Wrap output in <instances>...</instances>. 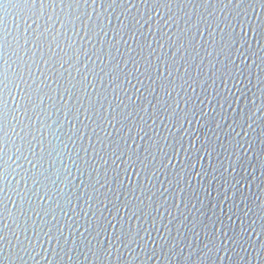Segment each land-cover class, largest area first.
Masks as SVG:
<instances>
[{
	"label": "water",
	"instance_id": "95a60500",
	"mask_svg": "<svg viewBox=\"0 0 264 264\" xmlns=\"http://www.w3.org/2000/svg\"><path fill=\"white\" fill-rule=\"evenodd\" d=\"M225 3L174 0L157 6L152 0L147 4L128 0L126 6L117 4L103 13L97 0L95 7L104 18L99 36L81 41L68 25V36L77 40V48L83 45L90 59L81 51L79 60L73 58L75 67L65 65L69 71L61 69L53 77L62 73L60 83L76 93L71 112L56 93H49L56 97L60 111L49 100L46 112L31 113L34 126L27 140L36 155H24L37 168L22 157L17 160L19 154L9 144L5 159L12 157L9 163L15 171L9 169L12 183L3 194L9 211L0 216V234L7 237L2 242L4 256L16 244L13 231L21 240L25 235L34 240V227L47 232L59 223L69 237L66 247L74 250L69 252L72 260L56 257V264H98L88 251V241L95 249L111 250L110 256L102 254V264H262L264 0H244L240 17L236 3L227 8ZM20 11L17 6L6 9L9 40L16 36L14 22ZM87 11L92 13V7ZM226 17H231L237 33L239 20L244 21L247 43L239 37L230 39L231 27L219 31L229 23ZM48 83L57 86L52 80ZM68 100L64 93L63 101ZM90 103L95 108L85 111ZM101 104L103 115L94 114ZM240 122L245 135L237 127ZM13 142L21 144L19 139ZM117 155L122 159L117 160ZM44 169H49L48 180L40 175ZM66 169L72 172L68 180ZM21 176L30 191H25ZM29 177L42 183L33 184ZM17 187L23 199L13 191ZM46 194V199L39 198ZM125 233L130 235L123 243L115 239ZM210 241L223 244V250L213 248L205 256ZM37 244L33 259L25 257L24 264H47L53 259L44 249L50 250L55 241ZM3 264L20 262L5 259Z\"/></svg>",
	"mask_w": 264,
	"mask_h": 264
},
{
	"label": "snow or ice",
	"instance_id": "6c2138e0",
	"mask_svg": "<svg viewBox=\"0 0 264 264\" xmlns=\"http://www.w3.org/2000/svg\"><path fill=\"white\" fill-rule=\"evenodd\" d=\"M143 2L147 4L149 0H143ZM172 2H174V0H152V3L157 6L161 4L168 6V4ZM180 2L183 3V0H180ZM205 2H207V0H205ZM219 2L225 3V0H219ZM243 2L244 0H226L225 8L236 3L238 9L236 15L240 17L244 15V13L239 11ZM96 3L97 0H91V5L89 4V0H0V216L3 215V212L9 211L5 203V195H3L5 194L6 186L10 187L12 183L8 180L9 169H12V165L9 161L12 160V157L9 156L7 160L5 159L7 152L11 150L9 144L11 143L12 147L16 149V153L19 154L16 157L17 160L22 157L28 161L33 169L37 168V163L28 160V157L24 155L25 152H31L32 155H36L32 141L27 140V136L31 134L30 129L34 126L32 124L31 113L36 110H39L40 113L46 112L47 108L45 106L49 100L53 101L51 107L57 112L60 111V107L55 103L56 97L49 95V93H56L63 102L64 107L69 108V112L76 106L75 103H72V97H74L76 93L60 83L62 73L60 77H56L55 79H53V77L56 73L60 72L61 69L64 72H68L69 67H65V65L75 67V65L72 64L73 58L75 57L79 60V53L84 51L83 45L77 48V40L68 36V25H71V30L74 35L79 37L81 41L99 36L97 29L101 32L104 31L103 14L95 7ZM127 3L128 0H100V8L103 9V13H110L109 10H112L117 4L126 6ZM105 4L108 5L107 8H104ZM81 5L84 6L83 10L80 9ZM10 6H17L21 9L19 20L14 22L16 36L12 37V40L8 39L10 32L6 26V9ZM58 6L60 9L59 11H57ZM74 6L75 10H73ZM89 6L93 9L92 13L87 11ZM65 7L68 9L67 12H65ZM261 7L264 8V3L261 4ZM50 8L51 11H49ZM155 10L154 7L153 11ZM93 13H95V20H93ZM85 17H87V19H85ZM149 18H151L150 14ZM169 19H172V17L170 16ZM225 19L228 20L229 23L225 25V29L219 28V31H227V29L231 27L233 31L227 32L229 38L239 37L241 40H244V37L247 36L244 21L239 20L240 32L237 33L234 30L235 23L231 22V17H226ZM21 21L23 25L22 32ZM120 23L124 27H127V25L123 24V21H120ZM136 23L140 24V21L137 20ZM165 23H167V21H165ZM110 24L111 21H109V25ZM57 25H59V28L56 27ZM141 27H144V25H141ZM81 31L85 33L84 36H80ZM261 31L264 32V25H262ZM105 36H107L106 32ZM61 37H63V39H61ZM21 40H23V43H21ZM244 42L247 43L246 40H244ZM53 44L55 47H53ZM65 57H67V59H65ZM84 57L90 59L87 51H84ZM56 63L60 64L59 69L56 68ZM72 79H76V77H72ZM49 80H52V82L57 85L56 88H53L52 85L48 83ZM70 82L71 81H69V83ZM87 86L88 85L85 84V87ZM73 87H75V85H73ZM45 88L48 89L47 92L44 91ZM14 89L15 91H13ZM137 91H139V89H137ZM64 93H68L69 95V100L67 102L63 101ZM262 95H264V93H262ZM81 99L82 98L78 97L76 103H80ZM9 101H11V103H9ZM37 101H39V103H37ZM97 103H99V101H97ZM94 108L95 104L90 103L89 109L85 111H90ZM76 111L79 112L80 109L76 108ZM94 114L103 115L102 104L101 110ZM88 118L92 119V117ZM105 119H107V117H105ZM25 121H28V123H25ZM93 122L95 123L96 121ZM17 127L20 128L19 132L16 131ZM73 127H75V125ZM237 127L240 128L244 135L246 134L244 122L238 123ZM249 128H251V125H249ZM9 130H11V137ZM241 131L236 132V136H240ZM79 132L80 129L76 128V133ZM94 134L96 133L94 132ZM14 138L19 139L21 144L16 145L13 142ZM237 144L239 148L243 149V144L241 142L238 141ZM133 146L134 145H127L129 149ZM65 148H67V145H65ZM85 151H87V149H85ZM16 153H14V155H16ZM49 155H51V153H49ZM95 155L99 156L100 153L96 152ZM113 155L116 154L113 153ZM69 159H71V156H69ZM116 159L121 160L122 157L117 155ZM128 162L130 164L135 163L131 157H129ZM73 164H75V161H73ZM12 171H15V169H12ZM48 171L49 169H44L40 173L41 176H44L45 180L50 179V176L46 175ZM77 171H79V168ZM66 173L64 179L68 180L69 176H72V172L70 169H66ZM17 175H19L18 172ZM33 176L35 177V174H33ZM29 178L32 179L33 184L42 183L38 178ZM21 180L25 181V191H30V189L27 188L26 178L21 176ZM56 183V180L52 181L53 186H55ZM97 183H100V181H97ZM16 184L18 186L20 180H17ZM44 186L46 187V185ZM92 187L95 190V185H92ZM13 191L17 196L23 199V195L18 187L13 189ZM39 198L42 200L46 199L47 194ZM7 199L10 200L11 197H7ZM261 212L264 213V208H261ZM65 215H67V213H65ZM131 218L132 217H129V219ZM260 221L259 227L261 232L264 233V215L260 216ZM57 225H59V223L53 224L47 232H45L43 228L37 230L34 227L32 229L33 235L35 236L34 240L28 235H25L24 239L21 240L20 237L16 235V232L13 231L12 235L16 239V244L10 246L7 257L3 255L2 243L7 237L0 234V264H3L5 259H14L19 261L20 264H24L25 257L32 260L33 250L38 248L37 241L41 244H43L44 241H55V245H52L50 250L48 248L44 249V252L48 254V256L51 254L53 257L51 261L47 260V264H56V257L62 259L63 256H68L69 260H72L73 257L69 255V252L74 249L66 247L69 237H65L63 231ZM6 227L10 228V225H6ZM23 231H28L27 224H25ZM252 231L254 232V229ZM97 235H99V233H97ZM127 235H130V233L115 235V239L123 243V238ZM62 239L63 243H61ZM25 241H27V243H25ZM133 242H135V240H133ZM228 242L232 243L233 241L231 238H228ZM9 243L11 244V241H9ZM87 243L89 253L97 260L98 264H102V254H107L108 256L112 254L110 249H95L91 241ZM236 243L239 242L236 241ZM240 246L243 247V245ZM124 247L128 248L129 245L125 244ZM205 247L208 249L205 256H208L213 248L219 252L223 250L224 245L221 244L217 246L215 242L210 241ZM169 252H171V249H169L168 253ZM260 252L262 264H264V245H261ZM153 253H155V250H153ZM168 253H164V256L166 257ZM36 255H39V251H36ZM41 258L44 259V257Z\"/></svg>",
	"mask_w": 264,
	"mask_h": 264
}]
</instances>
